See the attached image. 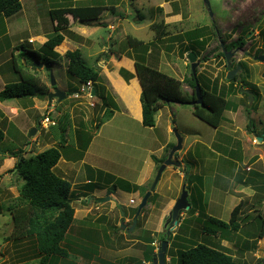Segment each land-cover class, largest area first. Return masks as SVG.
I'll list each match as a JSON object with an SVG mask.
<instances>
[{"label": "rangeland", "instance_id": "obj_1", "mask_svg": "<svg viewBox=\"0 0 264 264\" xmlns=\"http://www.w3.org/2000/svg\"><path fill=\"white\" fill-rule=\"evenodd\" d=\"M129 1H122V6L118 8L116 18L120 19L114 20V22L118 21L116 31H111L106 27H97L98 32L105 39L110 32L116 34L118 45L112 46V51L120 50L122 53L123 49L129 47L130 38L145 42L153 41V39H156V33L151 27L162 25L160 33L162 31L164 35L169 37L162 41H155L154 45H157V49L158 46L159 48H165L166 45H170L171 51H165L166 60L159 59L158 56L162 57L163 55L158 51L154 52L153 55H150V60H146L147 65L177 80L189 78L192 67L186 51L195 48L199 55L197 56L199 62L197 73L202 76L204 88L210 92L217 88L219 93L220 90L222 92L223 88H228L230 85L226 80L229 71L226 68V58L222 56L221 44L225 48V45L237 41L241 36L245 39V45L231 50L234 52L231 65L232 68L239 63L244 66L243 73L241 70L236 74V76H239L236 86L239 89L243 85L241 78L247 80L248 90L255 95L253 104L249 101V97L247 99L241 92L235 93V96L227 97L231 102H236L238 108L234 107L233 110L225 111L227 113L221 123L225 128H221L218 132L214 127L193 115V109L190 105H178L177 103L161 108L154 129L144 127L141 122L129 115L127 108L122 103H115V107L112 106L113 108L106 106L104 109L105 111L108 109V112L102 113L99 117L97 116L100 120L93 121V112L96 116L98 109L103 110V107L99 104L101 100L102 105L104 103L108 104L109 100L105 102L103 100L106 91L105 86L103 87V96L101 90L95 98L97 104L91 106L89 104L91 96H87L79 81L68 73L67 61L52 58V65L49 64L51 65L49 72L43 66H36V70H33L23 59H19L20 66L34 73L43 86L54 91L50 80L52 72L57 82V88L65 92L68 97L62 102H59L58 99L49 101L48 97L43 100L36 95L30 98L0 101V127L5 133V139L0 144V264H40L34 238L23 237L19 240L15 231L11 209L18 203L24 180L15 170L17 158L12 156V152L23 150V156L29 158L50 148L51 144V147H58L60 137L57 136L56 139L55 134L59 136L62 134L67 141L65 149H68L70 155H72L67 157L74 160V162H78V165H76V169L68 170L65 164H61L57 169V173L62 175V172L65 171V177L70 182H74L76 178L80 182L90 177L93 180L102 182L107 187L105 193L100 190L96 191L93 199L88 198V200L86 198L91 193H87L83 189L85 187L83 184H77L74 187L73 206L76 220L68 231L66 240L62 243V246L69 251L70 258L58 259L54 264H132L133 261L129 259V256L136 260V257L141 256V251L147 248V245H143V243H136V239L145 242L147 238H153L154 241H157L155 243H157L159 249L160 242L157 239L162 234L166 235L165 217L172 210L174 202L182 194V188L185 184L180 179L183 170L179 168H182V166L179 168L168 167L163 173L156 190L149 198L147 207L143 209V214L138 218L139 226L135 227L136 229L132 233H126L122 230L121 224L126 220H128L127 225H133L132 223L137 214L136 209L154 183L158 168L162 164L156 162L155 158L167 157L171 151V146L177 143L174 129L183 138H186L185 147L195 139L201 144L203 140L212 141V138L217 134L214 143L223 145L216 146L217 151H214L219 154L214 156L215 159L219 158L220 155L222 157L226 156L225 152L226 149L230 150L229 147L236 151L234 155L241 157L240 142L246 138L243 137V132L239 131V134L231 132L238 125L243 127L244 131H249L252 125L255 127V133L261 138L264 137V65L255 60L256 56L264 55V0H210L211 11H209L204 0H166L171 2H169V7L165 12L163 8L158 7L163 0H135L134 5L130 3V6ZM82 3L84 2L73 3L71 0H22L23 9L19 14L9 19L0 18L4 20V30L6 26L8 31V23L10 29L7 35H0V43H2L1 47L3 48V53H0V69H2V72L0 71V92L7 83L17 80L15 72L7 71L12 58L11 53L15 52L16 55L19 53L16 50L17 46L23 44L28 51L33 49L39 51L42 44L53 36L54 29L49 11L61 6H76ZM132 6L133 8H131ZM102 16V20L107 21L115 15L110 11H106ZM139 16H141V20L138 19ZM70 18L73 20V17L70 16ZM77 22L73 28L74 30H76V26H86L81 24L80 21ZM92 23L94 24V22ZM95 23L97 24V21ZM89 26L87 25V27ZM198 27L205 29L207 35V38H204L203 41L199 40L200 43H203L202 47L198 44L192 46L188 41L177 39L181 33ZM70 33L67 31L65 35ZM171 37H176L173 42H169ZM4 40L5 42H3ZM9 42L19 44L15 45L14 49L7 50L5 46ZM102 46H104L103 43ZM84 51L85 61L90 66H98L95 59L100 61V57L97 56L94 59L93 56H89L87 49H84ZM42 54L44 55L43 52ZM134 54L135 52H130L126 55L130 59H134L136 63ZM158 60H163L162 63L164 62V64L158 63ZM165 61L170 64L167 66ZM35 63L37 62L34 60V65ZM39 63L43 64L44 62ZM45 64L48 65V62H45ZM181 90L184 96H189L192 93L191 87L187 84H183ZM77 93L81 95L80 98L74 96ZM109 99H112L110 102H113L112 97ZM39 100L42 103L46 102L47 107L45 110L35 106L36 103L38 105ZM17 106L20 109L16 108ZM96 106L101 108L97 109ZM48 109L52 111L50 116L52 120L58 122L63 129L55 130L52 126L45 127L43 125V118ZM247 109L250 111L248 112ZM237 111H240V113L235 118L236 122L229 125V122H227L228 118H231L229 113L235 114ZM252 112L253 119H250ZM73 116H75V120L72 119ZM250 120L251 122H249ZM80 122H82L81 125ZM102 124L104 125L102 126ZM33 128H36L37 132L30 138ZM98 133L99 135L95 138L90 153L86 156L88 164L81 165L79 161L85 156L83 150L86 143H90ZM52 134H54V137ZM169 139L172 143L165 145ZM76 140L80 143L79 147ZM120 141L123 144L119 143ZM28 142L31 143L29 148L26 145ZM197 145L193 146L186 156H184L187 152L186 149L184 152L181 150L176 153L175 159L179 160L180 157H184L185 166L190 167L188 159ZM256 146L259 147L258 151L263 156L264 161V144L258 143ZM62 151H65L64 148H62ZM152 161L156 162V169L152 172L150 183L140 187L138 189L139 194H131L136 189L135 185L142 180L151 168ZM93 163L97 167H103L104 170L101 171V175L99 170L91 167ZM77 168H81L79 172H77ZM191 170H193L192 166ZM116 187L121 190L116 192ZM204 191L206 194H210V189ZM188 192L191 193L189 196L190 204H193L192 194L196 192L195 197L197 200L207 205L208 211L205 208L203 212L211 217L212 215L213 217L220 216L216 214L220 213V207L215 201L210 200L209 196H204L203 190H189ZM101 193L105 197L97 198ZM107 197H110L109 201L101 202V199ZM131 199L135 200L136 204H132ZM258 199L260 201L259 208H261L264 205L262 203L264 195L263 197L259 196ZM257 213L256 211V214L253 215L258 216ZM184 214L186 215L187 212ZM255 216H250V218L252 217L251 220H257ZM187 217H185V226L182 228L183 235L187 233L191 235L196 232V235L191 236L189 239L193 243L203 242V235H200L202 234L201 223L199 221L189 222L186 226L189 219ZM221 217L227 221V217L230 218L231 213L228 216L224 214ZM243 218H246V216H243ZM259 222L262 224L263 219H259ZM143 224H147L148 228L151 229V231H147V234H142L143 232L139 229ZM129 226L127 227L129 228ZM179 231L180 228L177 226L173 231L174 233L171 234L172 239ZM198 231H200V234ZM172 239L169 240V246H172ZM248 246L250 247L249 251H253L249 254L250 262L255 264L259 261L253 255L256 251L255 243ZM263 248L264 244L261 245L260 254H262ZM170 249L169 255L176 257L173 261L174 264H179L178 256L172 253Z\"/></svg>", "mask_w": 264, "mask_h": 264}, {"label": "trees", "instance_id": "obj_2", "mask_svg": "<svg viewBox=\"0 0 264 264\" xmlns=\"http://www.w3.org/2000/svg\"><path fill=\"white\" fill-rule=\"evenodd\" d=\"M121 2L122 0H90L76 6H61L51 9L49 14L53 23V36L42 45L39 51L34 49L28 51L23 44H20L16 48L19 53L16 55L15 52H12L9 69L17 74V80L7 83L5 88L0 92V101L4 102L18 98H30L34 95L43 100H46L48 97L49 88L43 86L40 79L34 73L20 66L18 63L19 59H23L33 70H36L37 68L34 65V60L37 63L44 62V65L42 64L43 68L47 69L49 72L51 70L50 66L52 65V58L65 60L68 63V73L76 78L81 85L92 83L93 88L96 90V95H99L101 90L103 93L104 86L102 85L103 78L101 75V68L98 66H90L78 49H71L67 51L64 56H61L56 51V48L63 44L65 34L69 30L70 20L67 17L68 15H71L74 20H78L83 24H90L91 22L98 21L106 11H110L115 15L118 14L117 5ZM130 3L134 5V0H130ZM22 9V0H0V18L4 17L5 19H9L19 14ZM121 15L123 16V14ZM138 19L141 20V16H139ZM0 21H2L0 23V27L2 26V33L0 35H7L6 26L4 30V20L0 19ZM161 26L162 25H153L151 27L156 33L157 41H162L169 37L168 35H164L162 31L160 33V30H162ZM216 35L218 36V34ZM175 38L176 37H171L169 42H173ZM204 38H207L205 29L198 27L197 29L181 33L177 39L188 41L192 46L198 44L202 47L203 43H200L199 40L203 41ZM3 42H5V40ZM154 43L155 42L145 44L138 39H129V48H133L134 51L136 49V70L142 86L141 104L143 126L148 128L156 127L158 112L166 105L176 103H180V105H189L188 102L195 101L196 80H198L202 88L204 106H191L193 109V115L210 126L218 128L223 122L225 111L233 110L232 108L234 107L236 109L238 108L237 103L231 102L227 97L235 96V93L241 92V89L249 88L247 86V80L241 78L243 85L237 89L236 82H238L239 76H235L232 80H228L226 76V80L230 85L228 88H223L222 92L220 90L219 93L217 88H214L211 92L206 90L202 83V76L198 73L197 77L191 72L189 78L186 77L182 81L177 80L172 76L147 65L146 53L149 50V45H154ZM1 45L2 43H0V46ZM244 45L245 39L240 36L237 41L225 45V48L223 49L229 52L233 48L243 47ZM166 49L167 52H170V45H166ZM141 50H143V54L138 53ZM224 50H222V56L225 57ZM189 51H192L199 56L195 48L188 49L186 53ZM45 62H48V65L45 64ZM243 70L245 69L242 65V73ZM183 84H187L191 87L192 93L189 96L183 95L181 90ZM244 96L248 99L246 94H244ZM108 99L109 97L103 98L104 102ZM168 102L171 104H167ZM107 105V103H104L101 107L104 109ZM113 106L115 107L114 104ZM96 107L97 109L99 108L98 106ZM247 111L249 112L250 110L247 109ZM107 112L108 109L104 113ZM111 112L113 113V111ZM58 124L53 125L52 128L54 127L55 130L63 129V127ZM57 136L58 138L60 137V144L58 147H51L29 158L23 156V150L12 152V156L17 158L15 170L24 180V184L21 186V196L18 199V203L15 204L12 209L10 208L12 210L15 231L18 239H22L23 237L34 238L36 242V250L40 257V264H54L58 259L70 258L69 251L62 246V243L66 240L68 231L76 220L75 208L73 206L72 184L68 180L57 175L54 171V168L62 158V148L65 149L67 147L65 146L67 145V141L64 138V135L60 134L59 136L58 134H55L56 139ZM4 139L5 133L0 127V144ZM29 143L30 142L26 145ZM88 146L89 143H86L83 151H86ZM173 147L174 145L171 146V149ZM165 159H167V157L160 160L155 158L159 163H163ZM99 173L100 175L102 174L101 171ZM189 177L187 170L185 173V178H187L186 181L189 180ZM87 187L90 189L88 191L93 192L97 188L104 187V185L102 182H90L87 184ZM138 189L139 187L136 186L134 192L138 191ZM115 190L117 191V187ZM196 190L199 189L196 188ZM130 192H132V190H130ZM145 193L146 192L144 191V194ZM195 194L196 192L192 194L193 204L191 203V208L186 214L188 216L187 219L189 218L187 221L190 222L192 217L198 213L197 221L201 223V231L207 235L206 237L211 238L212 236L218 237L222 235L224 238V236L227 235V232L237 233L240 231L242 223L246 219L241 216L244 202H241L233 210L229 222H226L205 214L203 212L205 211V205L197 200ZM137 210L138 208L136 209V212ZM143 212L144 210L142 213ZM185 220L186 219H184L179 227L180 231L173 236V239L171 236L169 238V240L172 239L170 250L178 256L179 264H241L224 247L209 243V241L193 243L192 240L185 239L182 236L184 233L182 228L186 223ZM187 225L188 223L186 226ZM160 236L161 242L167 237L165 234ZM262 236L263 235H261V237ZM146 242L147 248L145 250L144 259L146 262H152L157 253L156 247L152 245L154 239L147 238ZM174 259H176V257L171 256L172 264H174ZM133 264H142V262L138 261ZM257 264H264V259L259 260Z\"/></svg>", "mask_w": 264, "mask_h": 264}, {"label": "crops", "instance_id": "obj_3", "mask_svg": "<svg viewBox=\"0 0 264 264\" xmlns=\"http://www.w3.org/2000/svg\"><path fill=\"white\" fill-rule=\"evenodd\" d=\"M71 1L74 3V2H87L90 0H71ZM122 1H124V0H122ZM169 2H171V1L163 0L159 4L158 7L163 8L164 12H165V11H167L166 9L169 7V5H168ZM121 4H122V2L117 5V8H120V6H122ZM69 6H75V5H69ZM69 6H67V7H69ZM129 6H130V1H129ZM131 8H133V6ZM113 15H115V14H113ZM70 16L71 15H68L67 17L70 20V27H69L68 31L71 33L69 35H65V40H64L63 44L60 45L59 47H57L56 51L60 55L64 56L67 51H69L71 49H78L82 53V56H83V53L85 52L84 49H87V52H88L90 57L93 56V58L95 59V58H97V56H99L100 61H97L95 59V62H97L98 67L101 68V75L103 78L102 85L105 86V88H106L104 95L107 98L108 97L113 98V102H110L112 99H108L109 101H108L107 107L113 108L112 107L113 104L115 105V103H120V104L122 103L127 108L129 115H131L134 119H136L137 121L142 123V120H143L142 104H141L142 86H141L140 80H139L138 75H137L136 63H135L134 59H130L126 55L127 53H130V52L134 53L136 51V49L134 51L133 48L128 47L126 49H123L122 53L120 50L112 51L113 50L112 46L118 45V42L116 40V34L115 33L113 34L112 32H110L109 36L105 39L104 36L100 32H98V30H97V27H106V28L110 29L111 31H116V29H118V25L116 24L118 21L114 22V20L118 19V18H116V15L113 16L111 19H108L107 21L102 20V17H103L102 16L97 21V24L95 23L96 21H94V24L92 22L90 24L81 23V24L86 25V26H82V25L76 26V30H74L73 28L79 22H77L78 20L77 21L74 19L71 20ZM6 21H8V20H6ZM104 23H106V24H104ZM87 25H90L89 26L90 28L87 27ZM7 27H8V31H7V34H8V32L10 31L9 23H8ZM0 33H2L1 29H0ZM70 35L73 37H71ZM31 39H33V38H31ZM140 41H142V40H140ZM155 41L157 42L156 39H153V41H149V42H145V41H142V42H144L145 44H148V43H153ZM102 43L104 44V46H102ZM17 44H19V43L10 42L8 45L5 46V48L7 50H9L10 48L14 49L15 45H17ZM156 51H158V53H161L163 55L162 57L158 56L159 59L162 58L163 60H166V55H165V51H167L166 46H165V48L164 47L159 48V46H158V49H157V45L150 44L149 50L146 53L148 61L150 60V55L151 54L153 55L154 52H156ZM0 53H3V48L1 46H0ZM139 53L143 54L144 52H143V50H141V51H139ZM134 56H135V54H134ZM83 58H84V56H83ZM162 61L158 60V63H160V62L162 63ZM165 62H166L167 66L170 64V63H167V61H165ZM162 64H164V62ZM0 71L2 72V69H0ZM7 71H10V69L8 68ZM183 79L184 78H180V80H183ZM89 84H90L89 87L91 88V90L94 89L92 83H89ZM81 86H82V88L87 87L86 85H81ZM50 92H53V89L49 88V93ZM102 95H103V93H102ZM97 96L98 95L91 97V102L89 103L91 106H94L95 104H97L96 100H95V98H97ZM67 97H68V95H67ZM80 97H81V95L79 94V98ZM39 101L41 103L38 102V105L36 103L35 106L36 107L39 106V109L45 110L47 107L46 102L42 103L41 100H39ZM12 103H14V102H12ZM99 104L102 106V100ZM43 105H44V107H42ZM16 108L20 109L19 106H17ZM99 108H101V107H99ZM104 108H106V106ZM98 110L99 111H98V114L96 116H95L94 112L92 114L93 115L92 116L93 121L94 120L97 121V119H99L98 117L100 115H102V113L105 112V109H103V110L98 109ZM192 112H193V110H192ZM226 113L227 112H225L224 115ZM239 113H240V111H237L235 114H233L232 112L229 113V115H231V118H228L229 120H227V122H229L228 123L229 125L232 122H236L235 118L239 115ZM115 115H113V116H115ZM72 119L75 120V116H73ZM250 119H253V112L250 114ZM249 122H251V120ZM56 123L58 124V122H56ZM81 123L82 122H80V125H81ZM156 124H157V120H156ZM103 125L104 124H102V126ZM249 125H247V126H249ZM221 128L223 129L225 127H223L221 124L218 128H215V129L218 132V130H220ZM150 129H152V128H150ZM239 131L243 132V137L246 138L244 141L240 142L241 143V149H242L241 150L242 151L241 157L234 155V152H236V151L232 147H229L230 150L226 149V152L224 151L227 154L226 156L222 157V155H220L219 158L215 159L214 156H217L219 154V153L214 151V150L217 151L216 146L220 147L223 145V144L217 145L214 143L215 139L217 138V134L214 136V138H212V141L207 142V141L203 140L202 144H201L199 141H197L195 139L194 141L188 143V145L186 147H185L186 138L184 137V145H183V151L182 152H184L185 149L187 150V152H185L184 156H186L187 153L192 150L193 146H195L197 144L198 145L196 146V149H194V151L192 152L191 157L188 159V162L190 163V167L185 166L184 161H183L184 157H180L179 161L181 162L182 168L180 167L179 169L183 170V172L180 174V177H181L180 179L182 180L183 183L185 182L184 185H186L187 190H196V188L199 190H203L204 196H209L210 200L215 201L217 203V205L220 207V210H221L220 213H216L217 215H220V216H214V218L216 217L217 219L225 221L221 216H223L224 214H225V216H228L229 213H231V215H232L233 210L241 202H244L242 210H241V216H244V217L246 216V219L242 223V227H241L239 232H237V233L227 232V235L224 236V238L222 235H220L218 237L212 236L211 238H209V237H206L207 235L202 233V231H201L202 234H200V231H198V233L200 235H203V237H202L204 239L203 241H209V243H212V244L226 248L241 264H251L249 254L253 253V251H249V249H250V247L248 246L249 244L255 243V246H256L255 250L256 251L254 252L253 255L256 257V259L257 260L258 259L259 260L264 259V248H263L262 254H260L261 252L259 251L261 249V245L264 244V205H262V207L259 208L260 201L258 199L259 196L263 197V195H264L263 194V192H264V161H263V156L258 151L259 147L256 146V145H258V143L264 144V137H262V138L259 137L255 133L256 132L255 127H253L252 125H251V129L249 131H244V128L241 127L240 125H238L237 128H235L231 132L233 134H239ZM54 134H52L53 137H54ZM98 135H99V133L89 143V146H88L87 150L85 151L84 158L79 161V162H81V165H87L88 164L86 156H87V154L90 153V149L94 145L95 138L98 137ZM109 141L111 142V140H109ZM112 141H114V140H112ZM76 143L79 147L80 143H78V140H76ZM119 143L123 144V142H121V141ZM170 143H172V142L169 139L167 141V143H165V145L166 144L168 145ZM165 145H163L164 148H166ZM30 146H31V143H30ZM51 146H52V144L50 145V148H51ZM65 146H67V145H65ZM27 148H28V145H27ZM64 150L66 151V153H65V151L63 152L60 162L54 168V171L57 175H59L57 173V169L61 164H65L66 169H68V170L76 169V165H78V162H74V160L68 158V157L72 156V155H70L69 150L68 149L67 150L64 149ZM153 158H155V157H153ZM157 159L160 160V158H158V157H157ZM155 161L158 162L157 160H155ZM156 162L152 161L151 168L149 169V171L145 174V176L142 178V180L138 184H136L135 186H138L140 188V187H144L148 183H150V180H151L150 177L152 175V172L154 171V169H156V167H155ZM191 166L193 167V170H191ZM91 167L93 169H96L99 171L104 170L103 167L102 168L97 167V165H95V163H93V165H91ZM80 169L81 168H77V172H79ZM179 169H178V171H179ZM187 170H188V174L190 176L188 181H186L187 178H185V173L187 172ZM64 173H66V172L63 171L62 175H59V176L64 178V179H67L65 177ZM79 179H81V178H79ZM67 180H69V179H67ZM90 182L99 183V181L93 180L90 177H87L84 181H80V182H78V178H76L74 180V182H70L72 184V192H74L73 189L77 184H83V186H85V187H83V189L87 193H91L86 198L87 200H88V198L93 199L96 191L100 190V191H102V193L106 192L105 191L107 188L106 185H104V187H102V188L95 189L93 192L88 191L90 189L87 187V184H89ZM207 184H209V185H207ZM207 189H210V194L205 193L204 190H207ZM118 190H121V189L117 188L116 192H118ZM102 193L97 198H104L105 196H102L103 195ZM131 194L137 195V194H139V190L136 192H132ZM190 195H191V193L189 192V196ZM262 203H264V199H263ZM174 204H175V202H174ZM205 208L208 211L207 205H205ZM256 208H258V209H256ZM198 209H200V208H198ZM256 211L258 212L257 213L258 216L253 215V214H256ZM184 215L185 214L182 215V220H181L180 224L178 225V228L183 223L185 217H187L186 215L185 216ZM197 216H198V213H196L192 217L190 222L191 223L197 222ZM250 216L257 217V220H253V219L251 220L252 217L250 218ZM212 217H213V215H212ZM230 218L227 217L226 222H229ZM259 219H263L262 224H260ZM127 221L128 220L125 221L126 225H127ZM188 224H189V222H188ZM127 226H129V225H127ZM138 226H139V222H138L136 228ZM130 227L131 226H129V228ZM139 229L143 232L142 234H145V233L147 234L148 233L147 231H151V229L148 228L147 224H143L142 226H140ZM198 230H200V229H198ZM188 235H189V233H187L186 235H182V236L185 239H187V238L189 239V238H191V236L196 235V232L189 235V237H188ZM261 235H263V236L261 237ZM152 236H153V234H152ZM189 240H191V239H189ZM127 241H129V240H127ZM146 241L147 240H145V242L144 241L142 242L141 240L139 241V239H136V243L140 242V243H143V245L144 244L146 245V243H147ZM170 248H171V246L168 247V250ZM144 255H145V250H142L141 256L136 257V260H135V258L133 259L131 256H129L130 257L129 259H131L134 262H138V261L142 262V264H150V262L145 261ZM167 260L170 264H172L171 263V256L169 255V251L167 253ZM134 262H132V264ZM255 264H257V263H255Z\"/></svg>", "mask_w": 264, "mask_h": 264}, {"label": "water", "instance_id": "obj_4", "mask_svg": "<svg viewBox=\"0 0 264 264\" xmlns=\"http://www.w3.org/2000/svg\"><path fill=\"white\" fill-rule=\"evenodd\" d=\"M205 4L207 5L209 11H211V3L210 0H204ZM234 56L233 52H227L226 53V59H227V69L229 70L227 74V79L232 80L236 74L242 70V66H238L236 69L231 68V58ZM188 60L189 63L191 64L192 67V72L195 77H197V68L199 67V62L197 60V55L194 52H189L188 53ZM255 60L258 62H261L264 65V55H259L255 57ZM35 66L37 67H42L43 65L41 63H35ZM50 80H51V86L54 88L53 92H50L48 94V100L52 101L54 99H58L59 102H62L67 98V94L57 88V82L56 79L51 72L50 74ZM242 94H246L249 97V101L251 104H253L254 101V94L250 92L248 89H242L241 90ZM96 95V90L92 89L91 90V96L94 97ZM167 104H171L168 102ZM190 106L194 105H201L202 107L204 106V101L202 97V88L201 85L199 84L198 80H196V100L188 102ZM37 132L36 128H33L31 133H30V138L34 136ZM173 132L175 133L177 137V143L175 146L172 148L170 151L168 158L161 164V166L158 169V172L156 174V178L154 180V183L150 189L149 192H147L143 199L141 200L140 205L138 206L137 214L134 218L133 225L128 228L125 222H122L121 228L123 231L127 233H132L135 230V227L137 226L138 223V218L141 215L142 211L144 208L147 207L149 198L151 197L152 193L156 190V187L163 175V173L166 171L168 167H177L179 168L181 166V162L179 160L175 159V154L183 150V145H184V138L179 134V132L174 129ZM30 147V144H28V148ZM110 197H107L105 199H101V202H106L109 201ZM191 208V204L189 201V192L186 189V185L183 186L182 188V194L181 196L177 199L175 202L172 210L168 213V215L165 217V224L164 228L166 229V239L163 240L160 243V247L154 256V259L150 264H170L167 260V253H168V247H169V238L172 234V232L177 228L179 225V222L182 220V215L186 212H188ZM123 212V216H124Z\"/></svg>", "mask_w": 264, "mask_h": 264}, {"label": "built area", "instance_id": "obj_5", "mask_svg": "<svg viewBox=\"0 0 264 264\" xmlns=\"http://www.w3.org/2000/svg\"><path fill=\"white\" fill-rule=\"evenodd\" d=\"M89 85L90 84H88V85H86L87 87H83V89L85 90V93L87 94V96L89 95V96H91V88L89 87ZM76 98L77 97H79V94H75L74 95ZM92 97V96H91ZM51 113H52V111L51 110H47L46 111V114L44 115V120H43V125L45 126V127H49V126H53V125H56V122L55 121H53L52 120V118L50 117L51 116ZM131 203L132 204H135L136 203V201L135 200H131ZM157 242V241H156ZM153 246H155L156 247V250L158 249V246H157V243H153L152 244Z\"/></svg>", "mask_w": 264, "mask_h": 264}, {"label": "flooded vegetation", "instance_id": "obj_6", "mask_svg": "<svg viewBox=\"0 0 264 264\" xmlns=\"http://www.w3.org/2000/svg\"><path fill=\"white\" fill-rule=\"evenodd\" d=\"M231 44V43H230ZM221 46H222V50H224L223 48H224V45L223 44H221ZM192 52V51H191ZM224 52H225V58H226V53H227V51L226 50H224ZM229 52H232V51H229ZM189 53V52H188ZM188 53H187V56H188ZM234 53V52H233ZM234 57V56H233ZM198 60V59H197ZM226 61H227V59H226ZM227 66V65H226ZM238 66H242L240 63L236 66V67H234V68H232V65H231V68L232 69H236ZM198 69V68H197ZM244 89H246V88H244ZM248 89V88H247ZM242 90V89H241ZM177 104H179L180 105V103H177ZM175 146V145H174ZM172 150V149H171ZM169 155V154H168ZM168 155H167V158H168ZM176 155V154H175ZM166 160V159H165ZM164 160V161H165ZM159 169V168H158ZM141 214H143V213H141ZM141 216V215H140ZM139 216V217H140ZM138 221H139V219H138ZM160 238L161 237H159L157 240L161 243V241H160ZM154 242H156V241H154Z\"/></svg>", "mask_w": 264, "mask_h": 264}, {"label": "clouds", "instance_id": "obj_7", "mask_svg": "<svg viewBox=\"0 0 264 264\" xmlns=\"http://www.w3.org/2000/svg\"><path fill=\"white\" fill-rule=\"evenodd\" d=\"M158 250H156V252H157Z\"/></svg>", "mask_w": 264, "mask_h": 264}]
</instances>
